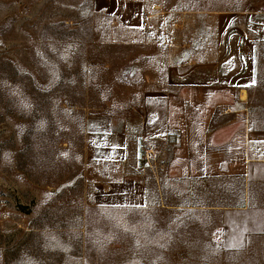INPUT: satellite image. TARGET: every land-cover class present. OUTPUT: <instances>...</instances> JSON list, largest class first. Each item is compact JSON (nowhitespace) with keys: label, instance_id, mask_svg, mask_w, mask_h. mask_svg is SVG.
Masks as SVG:
<instances>
[{"label":"rangeland","instance_id":"rangeland-1","mask_svg":"<svg viewBox=\"0 0 264 264\" xmlns=\"http://www.w3.org/2000/svg\"><path fill=\"white\" fill-rule=\"evenodd\" d=\"M165 7L261 13L264 0ZM93 9L0 0V264H264V164L169 179L170 138L145 131L142 105L166 46L110 43ZM248 93L264 129V40Z\"/></svg>","mask_w":264,"mask_h":264},{"label":"crops","instance_id":"crops-1","mask_svg":"<svg viewBox=\"0 0 264 264\" xmlns=\"http://www.w3.org/2000/svg\"><path fill=\"white\" fill-rule=\"evenodd\" d=\"M167 0H94L93 27L110 43H147L158 33L168 71L143 102L144 129L170 150L169 179L243 176L264 164V129L247 110L264 12L166 8ZM148 16V18H145Z\"/></svg>","mask_w":264,"mask_h":264},{"label":"built area","instance_id":"built-area-1","mask_svg":"<svg viewBox=\"0 0 264 264\" xmlns=\"http://www.w3.org/2000/svg\"><path fill=\"white\" fill-rule=\"evenodd\" d=\"M145 18H148V16H146Z\"/></svg>","mask_w":264,"mask_h":264},{"label":"trees","instance_id":"trees-1","mask_svg":"<svg viewBox=\"0 0 264 264\" xmlns=\"http://www.w3.org/2000/svg\"><path fill=\"white\" fill-rule=\"evenodd\" d=\"M92 8V7H91ZM92 11V10H91Z\"/></svg>","mask_w":264,"mask_h":264}]
</instances>
